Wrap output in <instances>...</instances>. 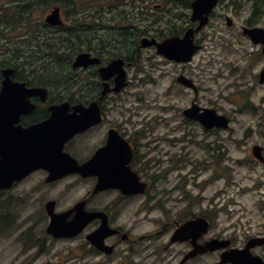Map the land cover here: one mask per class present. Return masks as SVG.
I'll use <instances>...</instances> for the list:
<instances>
[{"label": "flooded vegetation", "instance_id": "af4514ba", "mask_svg": "<svg viewBox=\"0 0 264 264\" xmlns=\"http://www.w3.org/2000/svg\"><path fill=\"white\" fill-rule=\"evenodd\" d=\"M193 1L180 0L178 2L182 4L174 7H179L178 9L169 10L167 31L164 32L163 39L173 36L184 37L189 29L198 27L200 21L192 20ZM134 2L137 7L133 4L131 10L126 8L123 10L133 13L136 19L145 17V7L152 1ZM216 19L225 21L230 29H234L236 23L237 28L241 30L238 37H232V46L241 44L247 48L243 55L245 68L237 67L240 72L245 73L244 78L240 80L246 82V71L249 72V69L246 70V62L250 66L251 60L256 58L259 60V66H262L258 74L259 82V75L264 69V0H218L209 23L194 32V43L199 45L201 50L194 56L193 61L205 47L206 30ZM144 21L142 20V25ZM228 21H231V25ZM2 22L5 25L6 21ZM245 28L263 29L259 41H254L250 34L244 32ZM25 31L27 32V28ZM32 31L34 36L40 37L39 29ZM153 34H155L153 31L140 32L134 53L130 56H120L124 60V66H147L143 62L146 57L144 53L156 52L157 48L151 46L139 50V45L143 37H150ZM25 48L23 45V49ZM8 49L9 44L5 40L0 43V91L7 68L13 69L10 78L15 83H23L26 88L43 86L48 89L45 98L42 94L28 95L26 90L20 91L22 93L19 95L7 96L8 103L4 106L6 115L3 121L5 133L3 148L7 151L5 160L8 163V174L12 173V170L14 172L20 170L18 167L20 159L24 166L27 161L35 160L34 156L38 155V150L42 146L37 143L38 138L27 134L26 130L51 118L53 106L69 103V110L65 113V116L69 117V114L76 113L77 104H83L85 107H89L95 101L99 104V110L93 111V119L86 122L88 127L68 139L63 148L65 153L81 164L91 162L85 176L72 172L48 180L50 172L45 167H40L22 179H16L12 187L0 191V194H9L15 190L26 191L27 193L20 194L24 197L40 192L47 194L31 197L42 201L41 209L45 221L39 225L40 229H37L36 224H32L38 233L29 230L28 240L22 238V256L25 254L24 249L31 247L30 250H36V254H49V258L39 264H219L222 254L233 248L243 249L246 258V245L249 241L264 236V231L253 233L246 230V207L242 215L241 233L238 221L219 224L220 213L230 215L234 210L224 207V203L218 201V195L212 198L209 205L203 206L202 191L200 190L198 195L187 189V176L181 174L187 162L184 161L186 157L181 155L179 149L178 153L167 150L160 153L159 148L151 142H146L150 131L138 128L131 113L121 109L120 94L112 92L101 97L104 80L99 68L108 65L114 57H119L121 54L118 52L119 48L115 54L109 51L91 52L93 57L101 59V63L91 64L88 68H72L71 77L77 83L68 86L41 84L42 74L38 69L40 66H7ZM164 59L177 66H187L193 62L178 63ZM73 62L74 60L72 66ZM81 74L92 75L86 81L84 78L81 79ZM109 82L114 85L115 78H110ZM261 85L264 87V83ZM179 87L188 90L181 84ZM198 98L199 96L194 98L189 106L194 101L199 103ZM189 106L181 110L182 115ZM93 112L87 113L91 115ZM220 113L230 120L229 127L208 128L200 121L184 116L185 129L190 131L187 136H192L198 128L214 136V142L205 147L211 156V159L205 160L206 164L212 167L224 165L225 168H230V165L233 166L236 162L246 163V155L238 159L233 156L231 143L235 141V128L232 126L234 116L226 112ZM183 137L185 138V135ZM164 138L168 142L171 141L169 136ZM175 139L178 141L174 142ZM175 139L174 147L179 143V138ZM193 140L194 138L191 139ZM237 141L243 146L246 145L244 136ZM156 145L158 146V143ZM254 145L262 146L263 160H258L253 155ZM251 153L252 156H248L247 161H255L264 167V145L253 144ZM199 166L203 168L202 161ZM198 170L199 167L195 166L190 173ZM172 174H177L178 177L173 178ZM30 181H34V185L29 189L23 187ZM81 182L86 184L82 195L64 204L63 195ZM201 184L199 187L202 189ZM52 210L58 214L66 213L68 222L78 216L82 217L80 219L82 223H78L80 230L59 237L48 232ZM187 224H190L188 228L178 232L177 237V231ZM219 241L227 245L219 248ZM58 242L63 244V248L53 254L54 245ZM251 250L264 259V243L255 245ZM23 259L25 260V255Z\"/></svg>", "mask_w": 264, "mask_h": 264}, {"label": "rangeland", "instance_id": "374dc122", "mask_svg": "<svg viewBox=\"0 0 264 264\" xmlns=\"http://www.w3.org/2000/svg\"><path fill=\"white\" fill-rule=\"evenodd\" d=\"M10 1L12 0H0L1 14L3 12L1 8ZM133 1L100 0L101 7L97 5L96 0H71L73 4L63 6L62 15L66 24L71 26L72 18L77 14L88 15L99 7L104 8L109 14L114 9L131 10ZM151 1L152 3L145 7V21L142 28L154 32V28L158 27L159 30L163 29L166 32L169 10L182 3L178 2L180 0ZM51 8L53 7L42 9L38 6L31 19L33 22H37L38 19L44 21L45 15ZM157 17L163 20L153 23ZM25 27L24 25L11 30V25L7 21L5 25L0 21V43L5 40L9 44L8 53L14 48L12 40L17 39L18 35L21 38L24 37ZM33 29L37 30L38 27H31L30 31ZM239 32L241 34L236 23L235 28L230 29L225 21L216 19L206 30L205 47L187 66H177L157 55L155 51H146L143 62L147 66L127 68L130 84L120 93L119 99L121 109L131 113L138 128L142 127L150 131L146 142H151L159 148L160 153L165 150L178 153L177 149H179L181 155L186 157L184 161L189 164L185 163L186 168L181 174L187 176L186 186L193 194L199 195L200 190L202 191L203 206L209 205L212 198L218 195V201H222L224 207L234 210V213L230 215L220 213L219 224L225 225L238 221L241 233L242 215L246 207V230L258 233L264 231V167L255 161L247 160L248 156H252L253 144L264 145V87L258 82V74L262 66H259V60L256 58L251 60L250 66L246 62V70L249 69V72L246 71V82L240 80L244 78L245 73L240 72L237 67L245 68L243 55L247 48L241 44L232 46V37H238ZM182 72L193 78L200 86L198 98L200 105L210 106L234 116L232 126L235 128V141L231 143L233 156L238 159L246 155V163L236 162L233 166L230 165V168H225L224 165L212 167L206 164L205 160L211 159V156L206 152L205 147L214 142V136L200 128L195 130L192 136H187L190 131L185 129V117L181 114V110L189 106L195 93L189 89H179L181 87L176 82V78ZM91 75L81 74L80 77L88 81ZM164 136H169L171 141L168 142ZM243 136L246 138L245 146L237 141ZM176 137L179 138V143L174 147L173 140ZM192 138H194L193 141H191ZM177 141L174 140V142ZM201 161L203 168L199 166ZM195 166L200 170L190 173ZM177 174H172V177H178ZM33 182L30 181L23 187L29 189L34 185ZM200 184L202 189L199 187ZM85 188L84 182L74 185L71 191L63 195L62 202L66 204L74 198H79ZM21 193L27 192L15 190L12 193L0 195V200L10 202L13 219L8 231L5 230L4 234H0V264H39L49 258V254H36V250H30L31 247H29L24 249L25 260L23 259L22 238L28 240L29 230L32 233L37 232L35 226L40 229L39 225L45 221L41 209L42 201L31 199V197L47 194L40 192L24 197L20 196ZM3 222L5 223V220ZM32 224L36 225L32 226ZM62 248V243H56L53 254L61 251Z\"/></svg>", "mask_w": 264, "mask_h": 264}, {"label": "water", "instance_id": "95a60500", "mask_svg": "<svg viewBox=\"0 0 264 264\" xmlns=\"http://www.w3.org/2000/svg\"><path fill=\"white\" fill-rule=\"evenodd\" d=\"M218 0H194L192 20L200 21V24L196 29H189L186 32L184 37H171L165 39L162 42H159L156 38L144 37L141 42V47L157 45V52L162 54L170 59H174L178 62H188L192 59L193 55L200 49L199 45L194 43V32L198 31L205 24L209 22L210 13L213 8L216 6ZM45 21L53 26L62 25L63 19L61 17L60 8H54L45 18ZM228 24L231 25V21H228ZM263 29H247L244 31L258 42L260 38L261 31ZM100 59L97 57H92L88 52H81L77 55L73 67L77 68L80 66L87 67L91 63H99ZM13 72L12 68H7L4 73L6 75L5 80L3 81V86L0 92V190L6 187H11L13 182L16 179H22L32 170L40 167H45L50 172L48 180L60 177L62 175L78 172L83 176L87 174L86 170L91 164L79 163L76 159L72 158L68 153H65L63 148L65 142L73 137L76 133L84 131L87 125V121H91L94 117V112H97L99 109V104L97 101L93 102L90 107H83L82 104L76 105V113L69 114L65 116V113L69 110V103H62L60 105H55L52 107L53 114L48 120L39 123L36 126H33L26 130L27 134H32L33 137L38 138V142L41 144V148L38 150V155L34 156V161H27L26 166L19 161L18 167L19 171L8 174V163L5 160L7 151L3 148L4 144V127L3 121L5 119L4 106L8 103V95H19L24 91L28 95L32 94H42L47 95V90L44 87L27 90L26 86L23 83H15L10 78V74ZM100 73L103 79L109 80L112 77H116V84L114 88L110 87V83H104V90L102 92V97H104L109 91H121L125 86L128 85L127 71L124 66V60L114 59L108 66H103L100 68ZM178 82L184 84L185 86L194 88L196 94H198V87L194 81L187 77L184 74H181L178 77ZM260 83H264V69L260 73L259 77ZM201 107L194 103L192 107L184 111L185 115L189 118H194L200 120L204 126L210 128L214 126L218 127H227L229 125V119L225 115H220L215 109L212 108H203L200 112ZM92 111L93 113L89 115L87 112ZM79 112V113H78ZM65 121V122H64ZM92 123V122H90ZM90 125V124H89ZM39 137H38V136ZM34 142H28V144ZM262 147L255 145L253 147L254 155L262 160ZM22 155V153H21ZM115 185V183H112ZM52 215V220L48 228V232L53 233L56 236L69 235L76 231L80 230L78 223H82L80 219L82 217L78 216L73 221L68 222L66 213L58 214L54 213L53 210L50 211ZM190 224L182 226L177 231V237H179L178 232L183 229H187ZM263 238H257L250 241L246 246V258L243 249H230L222 254V259L219 264L232 262L234 264H264V260L259 255H254L251 251V248L258 243H262ZM222 241H219V248L225 247L227 244H221Z\"/></svg>", "mask_w": 264, "mask_h": 264}, {"label": "trees", "instance_id": "16d2710c", "mask_svg": "<svg viewBox=\"0 0 264 264\" xmlns=\"http://www.w3.org/2000/svg\"><path fill=\"white\" fill-rule=\"evenodd\" d=\"M96 2L102 7L100 0ZM69 3L73 4L71 0H12L3 6L1 8L3 12L0 13L1 22L7 21L11 25V30L24 25L27 28L24 38L18 35L17 39L12 40L14 48L7 54L6 65L41 66L38 68L42 74L41 84L67 86L77 83L71 77V66L72 58L81 51L95 53L109 51L115 54L116 49L119 48L120 55L130 56L134 53L140 32L146 29L141 27L144 17L136 19L131 12L114 9L109 14L108 11L107 13L104 11V8L99 7L88 15L81 13L74 16L71 26L66 24L55 28L42 19L32 22L33 9H36L38 5H41L42 9L53 6L64 8L63 6ZM162 20L161 17H157L153 23ZM34 26L41 31L40 37L34 36L33 31H30ZM162 30L158 27L154 28V32L158 34ZM12 220L10 202L0 200V234L4 233Z\"/></svg>", "mask_w": 264, "mask_h": 264}]
</instances>
